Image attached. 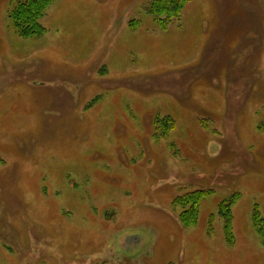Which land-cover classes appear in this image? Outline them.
Returning a JSON list of instances; mask_svg holds the SVG:
<instances>
[{
	"label": "rangeland",
	"instance_id": "374dc122",
	"mask_svg": "<svg viewBox=\"0 0 264 264\" xmlns=\"http://www.w3.org/2000/svg\"><path fill=\"white\" fill-rule=\"evenodd\" d=\"M17 1L0 264H264V0H188L162 27L153 0H55L35 37Z\"/></svg>",
	"mask_w": 264,
	"mask_h": 264
},
{
	"label": "trees",
	"instance_id": "16d2710c",
	"mask_svg": "<svg viewBox=\"0 0 264 264\" xmlns=\"http://www.w3.org/2000/svg\"><path fill=\"white\" fill-rule=\"evenodd\" d=\"M55 0H19L17 5L9 13L15 32L23 37L41 36L46 32L45 27L41 24V18L46 14L48 8ZM188 0H153L150 6V12L155 16V20L160 24V27L169 25V22L179 19ZM208 195V191L201 190L200 194L193 195L192 212L198 208L200 201ZM194 205L196 207H194ZM194 209V210H193ZM221 211L224 212L226 219V230L231 229V211L230 206L222 204ZM185 211L182 213V219L190 223H196L197 218L191 221L187 219ZM197 215V213H195ZM197 217V216H196ZM263 228V227H262ZM263 231V230H262Z\"/></svg>",
	"mask_w": 264,
	"mask_h": 264
}]
</instances>
